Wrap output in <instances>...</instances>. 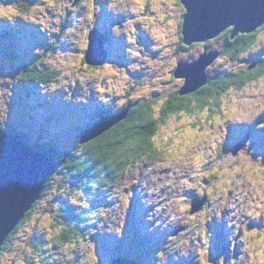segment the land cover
Listing matches in <instances>:
<instances>
[{
    "label": "rangeland",
    "instance_id": "obj_1",
    "mask_svg": "<svg viewBox=\"0 0 264 264\" xmlns=\"http://www.w3.org/2000/svg\"><path fill=\"white\" fill-rule=\"evenodd\" d=\"M74 2L22 0L20 10L10 0H0V31L6 29L0 33V127L24 135L30 145L80 152L81 133L95 123L98 107L113 109L128 96L180 88L184 80L172 77L177 61L191 62L204 51L222 53L205 69L210 78L264 60L260 29L256 42L234 60L224 55V33L180 49L184 9L176 0ZM96 25L105 28L103 42L112 53L88 66L84 30ZM122 57L126 59L119 61ZM34 61L59 76L48 83L25 79L22 74ZM219 99V113L207 111L205 116L195 110L164 121L158 135L163 161L134 167L133 174L127 170L113 184L90 186L86 193L75 180L60 187L64 172L55 171L48 193H42L0 253V264H110L117 254L133 257L136 264H252L249 234L264 233V188L254 175L264 170V75L240 90L230 88ZM233 107L247 115L237 119ZM193 121L201 128L192 127ZM235 126L243 134L234 132ZM247 131L246 148L257 143L254 153L230 154L229 145ZM183 169L189 170L179 174ZM225 170L234 177L226 188L220 186ZM198 198H205V204L190 214V203ZM60 200L87 213V221L75 222L89 223L85 238L53 244L61 234L56 228L64 212ZM136 229L142 240L136 239ZM140 241L149 249L142 256L135 251Z\"/></svg>",
    "mask_w": 264,
    "mask_h": 264
},
{
    "label": "trees",
    "instance_id": "obj_2",
    "mask_svg": "<svg viewBox=\"0 0 264 264\" xmlns=\"http://www.w3.org/2000/svg\"><path fill=\"white\" fill-rule=\"evenodd\" d=\"M21 2L22 0H10L11 5L20 10L23 9ZM0 24L3 23L0 21ZM181 25L182 22L179 29ZM6 28L8 27L6 26ZM259 29L264 30V24L260 26L258 30L256 29L257 31L239 33L234 38L230 37L231 28L225 30L224 55L233 60L238 56L240 57L242 53L247 51V49L256 42L257 33L260 31ZM5 30L6 29H2L0 33L5 35ZM13 36L14 35H11L9 43H11ZM0 43L3 42L0 41ZM183 45L185 44L183 43ZM259 62L261 63L251 68L247 67L248 69H239L234 72H221V74H216L213 78L208 76L207 83L193 93L180 95L179 91L181 88L178 90L176 89V91L173 89L165 93L161 90H156L154 94L136 99H129V105L131 107L128 113L111 124L109 128L82 144H80V136L78 146L81 151L78 153L69 150L60 152L50 145H30L29 143H26V145H30V147L41 152H51L54 155L58 161L56 172H64L63 180L60 183L61 185H59L60 187H64L66 182L75 180L76 186L79 187L82 183L83 187L81 189L88 193V188L90 186H99L101 188V186L104 187L113 184L117 182L127 170L132 171L131 174H133L135 171L134 167L147 164L151 159H157L162 151L160 142L158 141L159 131L164 121L170 117L176 115V117L180 118L182 113L195 112V110L202 111L203 115H205L207 111L219 113L220 110L218 111L219 108H217L221 102L219 97L230 88L240 90L254 81V79L256 80L264 75V60ZM249 65L250 64L247 66ZM22 75L25 79L37 81L39 83H48L59 76V71L43 68L40 66V63H35L34 61L31 66L25 68V72ZM172 77L174 78L173 74ZM212 105L214 107H212ZM215 108H217V110H215ZM109 113L107 109H101L99 112H96V117ZM91 125V123L87 124L86 128ZM192 125V127L197 126L200 128L202 126L201 124H196L195 121H193ZM3 129L15 133L14 130L8 126L3 127ZM18 136L25 139L24 135L18 134ZM53 175L54 174L47 179L42 192L43 194L48 193L49 185L47 183L52 179ZM60 201L61 202H58V206L64 212L60 213V218L62 219L58 220L59 224H57L56 228L61 234L53 238V244H56L58 241L62 243L70 242L73 237L77 235L76 232L79 234L77 236L85 238L88 234L87 226L89 223L75 224V222L87 221V213L73 210V208L68 205L64 206V204L68 202L67 200ZM34 208L35 204L24 214L22 221H20L8 235L0 248V253L10 246L9 238L18 232L20 227L30 217ZM137 231L136 239L142 240L141 233L139 230ZM148 250L149 249L142 246L141 241L135 245V251H141L139 253L140 255L146 253Z\"/></svg>",
    "mask_w": 264,
    "mask_h": 264
},
{
    "label": "water",
    "instance_id": "obj_3",
    "mask_svg": "<svg viewBox=\"0 0 264 264\" xmlns=\"http://www.w3.org/2000/svg\"><path fill=\"white\" fill-rule=\"evenodd\" d=\"M184 7L181 25L182 42L189 46L219 36L228 28L230 37L249 33L264 24V0H179ZM221 52L204 51L194 61L177 62L174 77L183 78L179 94L193 93L207 83L205 69ZM106 58L103 36L92 29L84 60L88 65L99 64ZM254 65H250L249 68ZM127 105L117 114L102 115L82 132L80 144L97 136L128 113ZM246 138L236 143L231 154L239 151ZM58 163L50 152H40L11 131L0 129V248L14 227L41 197L47 179L56 171ZM205 204V198L190 203V214ZM110 264H136L134 260L118 257Z\"/></svg>",
    "mask_w": 264,
    "mask_h": 264
},
{
    "label": "clouds",
    "instance_id": "obj_4",
    "mask_svg": "<svg viewBox=\"0 0 264 264\" xmlns=\"http://www.w3.org/2000/svg\"><path fill=\"white\" fill-rule=\"evenodd\" d=\"M180 5H182L181 3H179ZM183 9H184V7H183ZM184 13H185V10L183 11V15H184ZM183 15H182V20H183ZM182 20H181V22H182ZM15 21L10 17L9 18V23H14ZM181 24V23H180ZM179 27H180V25H179ZM181 29V28H180ZM224 33V32H223ZM223 33H221V34H223ZM220 34V35H221ZM219 35V36H220ZM218 37V36H217ZM207 42V41H206ZM181 44L183 45V42H182V40H181ZM183 46H186V45H183ZM209 51H211V50H209ZM222 54V53H221ZM200 55V54H199ZM198 57V56H197ZM196 57V58H197ZM195 58V59H196ZM194 59V60H195ZM193 60V61H194ZM177 62H179V61H177ZM181 62H185V61H181ZM186 62H188V61H186ZM192 62V61H191ZM188 63H190V61L188 62ZM94 66H96V64H94ZM175 67H176V65H175ZM175 67H174V69H175ZM174 69H173V71H172V74L174 75ZM174 78H176V77H174ZM177 79H183V78H177ZM184 80V79H183ZM183 86V85H182ZM181 86V87H182ZM180 87V88H181ZM180 88H178V89H180ZM177 89V90H178ZM130 92L129 91H126L125 92V97L126 96H128V94H129ZM128 102H129V96L127 97V102L123 105V106H120L119 108H113V109H111V108H107V110L110 112L108 115H112V114H117V113H115V111L117 110V111H119L120 109L122 110L123 108H125L127 105H129L128 104ZM235 103V102H234ZM120 110V111H121ZM119 111V112H120ZM231 112L233 113V114H236V118L237 119H239L241 116H246L247 114L246 113H244L243 111H241V112H239V113H237V108L236 107H233L232 109H231ZM225 118L226 119H231L232 117L231 116H229V115H227L226 114V116H225ZM209 134V130L208 129H205V132H204V136H207ZM245 144V143H244ZM251 166L250 165H245V168H250ZM236 171H239V169H236ZM254 175H257V176H259L260 177V179H259V181H258V184L260 185V187H262V188H264V170H258L256 173H254ZM220 176H221V180H220V186L221 187H229V186H231V184H232V179L234 178V177H232L231 176V174H226V170L224 171V172H221L220 173ZM249 236H251L252 237V239H251V241H250V243H249V248L252 250L251 251V255H252V257H253V260H252V264H264V233H260V234H258V233H250L249 234ZM102 259H103V257H102ZM135 261V260H134ZM110 262H112V261H110ZM153 264H154V260H153Z\"/></svg>",
    "mask_w": 264,
    "mask_h": 264
},
{
    "label": "bare ground",
    "instance_id": "obj_5",
    "mask_svg": "<svg viewBox=\"0 0 264 264\" xmlns=\"http://www.w3.org/2000/svg\"><path fill=\"white\" fill-rule=\"evenodd\" d=\"M76 3H78V0H75L74 4H76ZM177 6H178V5H177ZM98 32L101 34L100 31H98ZM103 44H104V47L106 48V43L103 42ZM106 49H107V48H106ZM256 63H257V62H256ZM253 65H256V64H253ZM207 80H208V76H207ZM199 88H200V87H199ZM40 152H41V151H40ZM50 153H51V152H50ZM51 154H52V153H51ZM52 155H53V154H52ZM53 157H54V155H53ZM54 159H55L56 162L58 163V161H57V159H56L55 157H54ZM162 161H163V159H162ZM208 165H209V164H208ZM209 166H210V165H209ZM195 167H197V165H196ZM193 169H197V168H194V167H193L192 170H193ZM197 170H201V169H197ZM138 181H139V180H138ZM135 183H136V182H135ZM70 207H72V206L70 205ZM75 210H76V209H75ZM25 213H26V212H25ZM25 213H24V214H25ZM23 217H24V215H23ZM18 224H19V223H18ZM18 224H17V225H18ZM17 225H16V226H17ZM16 226H15V227H16ZM15 227H14V228H15ZM181 228H182V227L180 226V229H181ZM173 231H174V230H171V233H172ZM76 233H77V235H79L78 232H76ZM171 233H170V234H171ZM177 233H178V232H175L174 235H176ZM214 234H215V231L213 230V231H212V235H214ZM77 235H75V236H77ZM75 236H74V237H75ZM223 242H224V241H223ZM151 245H152V244H151ZM115 258H116V256H115L114 258H112L111 261H113Z\"/></svg>",
    "mask_w": 264,
    "mask_h": 264
},
{
    "label": "flooded vegetation",
    "instance_id": "obj_6",
    "mask_svg": "<svg viewBox=\"0 0 264 264\" xmlns=\"http://www.w3.org/2000/svg\"><path fill=\"white\" fill-rule=\"evenodd\" d=\"M84 0H78V4L77 5H80L82 2H83ZM176 3H177V5H178V0H176ZM179 48L180 49H182V48H185V46H183L182 44H179ZM261 62H257V63H252V65L253 64H256V65H258V64H260ZM216 76V75H215ZM174 91H176L175 89H174ZM173 91V92H174ZM117 108H119V106L117 107ZM254 147H256V144L253 146V148ZM244 149L246 150V152H249V150H250V148H246V144H245V146H244ZM252 149V148H251Z\"/></svg>",
    "mask_w": 264,
    "mask_h": 264
}]
</instances>
